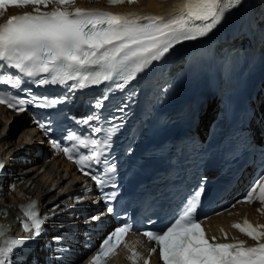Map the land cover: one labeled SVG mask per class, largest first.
I'll return each mask as SVG.
<instances>
[{
    "label": "snow or ice",
    "instance_id": "6c2138e0",
    "mask_svg": "<svg viewBox=\"0 0 264 264\" xmlns=\"http://www.w3.org/2000/svg\"><path fill=\"white\" fill-rule=\"evenodd\" d=\"M76 0H0V15L7 6L24 7L32 5L34 10L9 17L0 24V104L18 113L27 111V106L55 108L70 102L72 97L20 98L11 90L29 91L22 88L25 83L37 86L61 85L69 92L99 85L107 81L114 83V89L123 91L155 61H160L175 45L208 36L224 21L226 14L240 6L243 0H181L174 6L177 14L165 18L159 15L137 13H112L99 9L79 7L69 11L67 7ZM110 4L134 3L135 0H108ZM54 4L51 11H42ZM10 69L12 71H7ZM71 82V83H70ZM107 95L98 98L96 109L104 106ZM119 111H123L119 108ZM75 119V118H73ZM101 116L93 112L76 123L89 126L88 134H77L69 130L64 139L68 146L50 139L53 148L72 160L78 170L89 176L100 190L102 198L109 202L107 212L112 213L111 201L115 193H105L111 183L110 173L114 165L108 164L107 152L112 138L123 126L112 124L105 127ZM95 122V123H93ZM38 128L47 134L51 129V118L35 120ZM81 149L87 150L86 153ZM106 165L93 172L95 165ZM4 164L0 162V169ZM203 183V182H202ZM86 191L91 189L86 187ZM203 187L194 190L181 204L173 220L160 231H146L143 235L155 242L163 264H264V224L253 225L247 219L233 227L256 241L252 247L244 241L233 243L211 241L202 228V220L196 216L200 206ZM79 200V198H77ZM264 205V173L257 178L246 193L243 201ZM56 205L51 209L55 213ZM235 207V205H233ZM22 229L28 237H13L10 229L0 225V264H12L16 249L28 240L40 237L47 217H40L37 205L20 206ZM219 214V213H217ZM99 216L90 217L98 220ZM131 231L130 224H124L111 231L92 257L91 264H107L116 250L125 244V237ZM227 239V234H224ZM56 240L61 239L55 237ZM157 247L150 252L155 254ZM130 259L138 264L140 254L133 250ZM149 264V261H145Z\"/></svg>",
    "mask_w": 264,
    "mask_h": 264
},
{
    "label": "bare ground",
    "instance_id": "6f19581e",
    "mask_svg": "<svg viewBox=\"0 0 264 264\" xmlns=\"http://www.w3.org/2000/svg\"><path fill=\"white\" fill-rule=\"evenodd\" d=\"M106 0H76L70 9H99L112 13H137L140 15H159L169 18L177 14L174 6L181 0H135L134 3L105 4ZM56 5L51 4L53 10ZM68 8V6H66ZM27 9L15 8L11 12H23ZM234 19L230 26L239 28L243 34L239 38H232L231 44L236 47L252 41L259 43L260 55H264V0H248L234 11ZM258 32L259 37L254 33ZM211 108L201 117L202 126L210 118ZM21 128V130H20ZM256 130L257 127L253 125ZM20 130V131H18ZM19 132V133H18ZM18 133V134H17ZM261 140H259L260 142ZM48 147L38 133L28 125L25 114L14 115L0 106V158L6 162L5 176L0 181V225L10 229V234L21 232L20 206L35 203L37 211L47 217L45 228L50 231L42 237L34 250L21 260L22 252L13 253L12 264H45L44 256L49 254L55 241L63 242V246H73L74 240L81 236L73 227H84L87 222L75 218L81 210L88 211L92 207L90 199L78 201L81 193L86 190V180L77 177L73 167L60 157L47 159ZM55 213L51 211L54 206ZM81 209V210H78ZM91 217V216H90ZM247 219L253 225L264 224V210L258 204H237L230 210L210 218L205 223L208 237H216V242L247 239L248 236L231 227L233 223L243 224ZM54 231H51L53 230ZM62 233L74 236L71 240L61 236ZM227 234V239L224 234ZM55 237L61 239L56 240ZM252 243L253 241H249ZM73 243V244H72ZM150 244L142 241L137 235L129 236L126 246L118 250L115 258L108 264H133L130 259L133 250L140 254L138 264L146 254ZM85 260L82 259L83 262ZM149 264H160L156 254L151 255Z\"/></svg>",
    "mask_w": 264,
    "mask_h": 264
},
{
    "label": "rangeland",
    "instance_id": "374dc122",
    "mask_svg": "<svg viewBox=\"0 0 264 264\" xmlns=\"http://www.w3.org/2000/svg\"><path fill=\"white\" fill-rule=\"evenodd\" d=\"M106 3H108V0L105 1V4H106ZM20 130H21V128H20ZM20 130H18V131H20ZM18 133H19V132H18ZM18 133H17V134H18Z\"/></svg>",
    "mask_w": 264,
    "mask_h": 264
}]
</instances>
